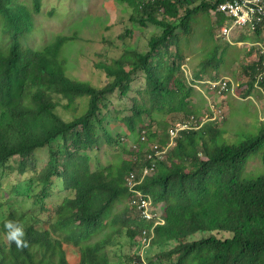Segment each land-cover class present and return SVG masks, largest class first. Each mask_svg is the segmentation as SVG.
<instances>
[{
  "label": "trees",
  "instance_id": "16d2710c",
  "mask_svg": "<svg viewBox=\"0 0 264 264\" xmlns=\"http://www.w3.org/2000/svg\"><path fill=\"white\" fill-rule=\"evenodd\" d=\"M114 1L131 10V25L117 40L130 38L133 44L99 65L104 81L97 86L63 71L58 57L72 36H60L44 50L24 45L43 0H32V8L21 0H0L2 39L7 41L0 44V174L24 177L19 193L38 208L35 213L0 202V264H141V252L124 255L121 240L134 248L140 233L151 235L154 228L153 221L141 218L133 203L139 197L130 189L132 175L146 168L150 173L136 189L165 222L155 227L148 264H264V175L243 178L251 155L263 151L264 164V119L259 117V135L232 146H220L218 140L228 115L173 140L169 134L175 123L198 114L194 85L223 77L221 50L228 42L220 36L222 43L204 55L192 80L185 53L198 16L207 12L218 27L227 22L216 12L221 0ZM255 19L253 39H259L248 53H259L251 68L243 66L247 81L237 86L242 98L264 89V76L258 81L264 54L255 46L264 44V15ZM133 26L142 29L136 40ZM113 123L133 136L136 151L115 166L94 168L91 154L104 141L122 146L121 134L109 129ZM54 179L61 181L65 195L47 207ZM39 184L43 187L36 191ZM123 201L128 205L117 210ZM7 221L22 225L27 248L8 241ZM68 245L78 254H68Z\"/></svg>",
  "mask_w": 264,
  "mask_h": 264
},
{
  "label": "rangeland",
  "instance_id": "374dc122",
  "mask_svg": "<svg viewBox=\"0 0 264 264\" xmlns=\"http://www.w3.org/2000/svg\"><path fill=\"white\" fill-rule=\"evenodd\" d=\"M21 1L27 7L32 8V0ZM130 14L131 10L128 6L119 5L114 0H43L42 12L34 15V22L31 26L32 32L23 43L26 47L44 50L52 45L58 37L72 36L73 39L63 46L58 57L59 62H64L63 71L73 80L85 81L100 86L103 84L104 77L99 65L104 60L119 58L124 51L123 49L133 44L130 38H126L124 41L117 40V36L124 34L125 30L130 27ZM198 17L199 22L193 26V36L195 37H192L189 42V49L185 50L189 63L187 76L190 80H192L193 71L204 55L215 52L216 47H219L220 43H222L217 37L216 17H205L203 15ZM132 28L136 32L134 35L136 40L142 29L137 26ZM241 29L243 28L239 27L232 33L230 42L223 45L221 50L223 56L221 72L232 84H241L247 81L246 76L243 75V65L246 66V62L249 65L253 62V59L257 58L256 53L254 54L255 56L248 53L250 50L248 45H251L254 40L253 33L245 40L240 41L236 36ZM2 37L3 28L0 23V44L7 43L6 39H2ZM105 39L113 43L111 45L106 44ZM252 56L253 59L248 61ZM137 83L139 84L140 82L138 81ZM210 83H212V80L205 79L198 81L194 85L196 88L195 103L198 101L197 107L194 105L198 114L194 116L198 118L192 119L191 122V128L196 129H189L186 132L200 131L206 125L214 122L213 114L208 112V109L220 115L221 119H223L224 115H227L226 110L223 108V105L226 107V104H223L225 97L220 96L217 98L214 87ZM229 87L231 88V85ZM248 99L249 97L241 101L232 99L229 102V115L222 125L223 131L218 137L220 146L238 145L246 137H254L261 133L263 122L259 117L264 119V110L258 115V111L254 108L255 106L251 102L246 103ZM207 115L210 116L208 117ZM109 129L114 135L117 133L121 134L123 137H121L122 146L113 145L110 147L104 141L102 148L91 154L94 168L98 166H115L122 160L131 159L132 154L136 151L137 143L134 142L133 136L129 135L123 125L113 123ZM197 140L201 141L199 134L197 135ZM207 144L209 145V142ZM40 151L42 150H39L38 153ZM262 153L263 151L251 155L243 175L244 179L253 180L264 175ZM46 160L47 157L44 156V163ZM24 182L25 178L16 172L1 173L0 202H10L13 203V207L36 213L38 208L33 205L31 200L22 197L19 193L26 183ZM42 187L43 185L39 184L35 190L39 191ZM46 190L49 192L50 189L47 188ZM64 195L61 193V181L54 179L45 205L48 207L51 204L61 202ZM128 203L129 201H123L118 205L117 210H122ZM109 232L110 230L97 235L91 241V244L102 240ZM121 242L125 246L123 254L130 255L133 251V246L124 239ZM65 251L72 256L78 254V250L71 245H68ZM116 252L120 254L119 251L116 250ZM148 252L149 250H146L144 254H148Z\"/></svg>",
  "mask_w": 264,
  "mask_h": 264
},
{
  "label": "built area",
  "instance_id": "2783aa9c",
  "mask_svg": "<svg viewBox=\"0 0 264 264\" xmlns=\"http://www.w3.org/2000/svg\"><path fill=\"white\" fill-rule=\"evenodd\" d=\"M220 11L224 12L228 17L234 16L236 18V22L234 23V26L224 27L222 29V34L225 37H228L232 31V29L236 25H244L249 22H252L253 16L257 12H263L264 13V0H228L224 4L219 5ZM262 76H259L258 81L260 82ZM213 85L214 90L218 92L219 95H222L225 91L229 89V81L228 79H222L217 82L210 83ZM232 87L234 88V84H232ZM264 92V89H263ZM226 110V108H224ZM208 112L213 113L214 121H220L222 120L220 118V115L215 114L212 110H208ZM222 112V111H220ZM227 113V110H226ZM208 117L210 115H207ZM225 115L223 116V118ZM198 118L196 116H192L189 120L185 122H178L176 123L171 129L170 134L172 135V140L176 137H178L182 132H186L189 129H196L191 128V122L192 119ZM170 147L173 145H169ZM155 150H161L158 149V146H155ZM162 153H157V157H160ZM150 173V170L146 168L143 173H136L133 174L131 177L130 182V189L131 192H134L138 195L139 201H133L134 204L138 206V210L141 213V218L147 219L149 221L154 222V228L151 232V235L148 234L147 230H144L140 233L138 237V241L136 242L132 254L135 255L138 251L141 252L142 257L144 260L141 264H148L146 261L147 254H144L146 250H150L152 243L155 238V227L159 224H164V220L161 219V217L154 211V209H151V200L145 197L141 192H139L136 187L142 183L144 176L148 175ZM149 253V252H148ZM139 260H136L135 264H138Z\"/></svg>",
  "mask_w": 264,
  "mask_h": 264
},
{
  "label": "clouds",
  "instance_id": "9594fccd",
  "mask_svg": "<svg viewBox=\"0 0 264 264\" xmlns=\"http://www.w3.org/2000/svg\"><path fill=\"white\" fill-rule=\"evenodd\" d=\"M227 1H228V0H225V1L221 2V3H219V4L217 5L216 12L223 13V14L227 17V21H228V20H231V24H230L229 26H226L225 24H223V25L220 26V27L217 26V35L220 36L221 39H223L224 41L230 42V38H231L232 33H233L237 28H239V27H240V28H245V27L248 26V27H250V29H251V33H252V29H253L254 26H255L254 22H255L256 15H257L258 13H261V14L264 15V13H263V12H257V13H255L254 16H253V20H252V22H249V23L244 24V25H236V26L232 29L230 35H229L228 37H225V36H223V34H222V29H223L224 27H229V28H231V27L234 26V23L236 22V18H235L234 16H230V17H228L224 12L220 11L219 5H220V4H224V3H226ZM250 46H251V45H248V47H250ZM255 46L259 49V46H258V45H255ZM263 54H264V51H263ZM186 68H187V71H188V69H189L188 65L186 66ZM186 73H187V72H186ZM222 79H226V78H223V77H222L220 80H222ZM220 80H219V81H220ZM212 82H214V81H212ZM215 82H217V81H215ZM230 84H231V88L229 87V89H232V88H233V87H232V83H230ZM229 86H230V85H229ZM237 86H238V84H234V88H233L234 91L237 90ZM229 89H228V90H229ZM228 90H227V91H228ZM227 91H225L222 95H219L218 92L214 90V92H216L217 95H218L219 97H220V96H225V93H226ZM223 108H226V107L223 105ZM208 110H209V109H208ZM226 110H227V108H226ZM227 115H229L228 110H227ZM175 124H176V123H175ZM175 124H174V125H175ZM174 125H173V126H174ZM173 126H172V127H173ZM172 127H171V128H172ZM171 128H170V129H171ZM182 133H183V132H182ZM169 134H170V130H169ZM5 228H6V230H7V239H8L9 242H14L15 245H16V247H17L18 249H20V250H23L24 248H27V247H28V243L23 239L25 233H24V230H23L22 225H20V224L17 223V222L7 221V222H5ZM132 252H133V251H132ZM149 253H150V251H149ZM131 254H132V253H131Z\"/></svg>",
  "mask_w": 264,
  "mask_h": 264
},
{
  "label": "crops",
  "instance_id": "0c3cea01",
  "mask_svg": "<svg viewBox=\"0 0 264 264\" xmlns=\"http://www.w3.org/2000/svg\"><path fill=\"white\" fill-rule=\"evenodd\" d=\"M231 24V20H230V22H229V20L225 23V25L226 26H229ZM248 31V32H247ZM239 33V34H238ZM250 34H252L251 33V29L249 28V27H246V28H243V29H241L240 31H238L237 32V38L239 39V40H241L240 38H246V37H248ZM257 43V42H256ZM252 44H254L253 42H252ZM251 44V45H252ZM258 44V46H259V49L263 52L264 51V44H261V43H257ZM256 44V45H257ZM241 46L242 47H244V45L243 44H241ZM256 53H257V55H258V51H256ZM253 55V54H252ZM251 59H253V56L252 57H250V59L248 60V61H250ZM246 64H248L247 62H246ZM262 75H264V73L263 74H260V76H262ZM223 78H226L225 77V75H223ZM215 94H216V96H217V98L219 97L218 95H217V93L215 92ZM225 98H224V100H223V104H226V108H227V110H228V113H229V111H230V108H229V102L232 100V99H236V100H244V99H246V98H242L241 97V95L238 93V91L237 90H233V88L232 89H229L226 93H225V96H224ZM249 99H250V102L255 106L254 108L258 111V114H260V112H262L263 110H264V94H263V92H261L260 90H256L252 95H250L249 96ZM197 104H198V101L196 102Z\"/></svg>",
  "mask_w": 264,
  "mask_h": 264
},
{
  "label": "bare ground",
  "instance_id": "6f19581e",
  "mask_svg": "<svg viewBox=\"0 0 264 264\" xmlns=\"http://www.w3.org/2000/svg\"><path fill=\"white\" fill-rule=\"evenodd\" d=\"M221 2H222V0H221ZM219 3H220V2H219ZM202 13H204V12H202ZM217 14H219V13H217ZM220 14H221V13H220ZM205 15H206V17L208 16V15H207V12H205ZM224 16H225V15H224ZM210 17H211V16H210ZM225 17H226V16H225ZM216 19H217V18H216ZM255 20H256V19H255ZM218 21H219V20H218ZM220 21H221V20H220ZM225 22H226V21H225ZM229 22H230V20H229ZM215 23H216V22H215ZM217 23H218V22H217ZM218 24H219V23H218ZM223 24H224V23H223ZM223 24H222V25H223ZM245 28H246V27H245ZM216 29H217V28H216ZM247 32H248V31H247ZM254 32H256V31H254ZM253 36H255V34H254ZM256 38H258V37H256ZM256 38H254V39H256ZM258 39H259V38H258ZM233 40H234V39H233ZM250 40H251V39H250ZM260 40H262V38H261ZM260 40H259V41H260ZM257 41H258V40H257ZM253 42H254V41H253ZM251 43H252V42H251ZM257 45H258V44H257ZM263 46H264V45H263ZM244 49H245V48H244ZM246 49H247V48H246ZM250 49H251V48H250ZM255 49H257V48H255ZM255 49H254V50H255ZM260 49H261V48H260ZM252 50H253V49H252ZM257 51H258V50H257ZM258 53H259V52H258ZM253 55H254V54H253ZM254 56H255V55H254ZM254 60H255V59H253V61H254ZM222 63H223V62L221 61L220 64L222 65ZM243 66H245V65H243ZM220 67H221V66H220ZM247 67H248V68H251L250 65H249V66L247 65ZM244 68L246 69V67H244ZM219 69H220V68H219ZM250 71H251V70H250ZM244 72H245V71H244ZM220 73H221V72H220ZM246 73H247V72H246ZM248 73H249V72H248ZM253 74H254V73H253ZM241 76H242V75H241ZM244 76H245V75H244ZM249 77H250V76H249ZM218 78H221V77L219 76ZM244 78H245V77H244ZM229 81H230V80H229ZM256 81H257V80H256ZM256 81H255V83H256ZM230 82H231V81H230ZM260 83H261V82H260ZM230 85H231V84H230ZM238 85H239V84H238ZM246 85H247V83H246ZM254 85H255V84H254ZM242 86H243V85H242ZM247 86H249V85H247ZM250 86H251V85H250ZM260 86H261V84H260ZM245 87H246V86H245ZM245 87H244V88H245ZM251 87H252V86H251ZM244 88H243V89H244ZM255 88H256V87H255ZM239 89H241V88H239ZM249 89H250V88H249ZM260 89H261V88H260ZM241 90H242V89H241ZM246 90H247V89H246ZM250 91H251V90H250ZM253 91H254V90H253ZM242 92H243V91H242ZM248 95H249V93H248ZM218 113H219V112H218ZM212 114H213V113H212ZM222 115H223V114H222ZM225 118H226V117H225ZM222 121H223V120H222ZM218 123H219V122H218ZM119 126H120V125H119ZM152 133H153V132H152ZM159 133H160V132H159ZM146 134H147V133H146ZM141 135H142V134H141ZM152 135H153V134H152ZM163 136H164V133H163ZM170 137L172 138V135H171V134H170ZM165 138L167 139V137H165ZM162 139H163V138H162ZM160 140H161V139H160ZM163 140H164V139H163ZM168 140H169V139H168ZM168 140H167V141H168ZM161 141H162V140H161ZM172 143H173V142H172ZM165 144H166V142H165ZM175 144H176V143H175ZM167 145H168V144H167ZM202 155H203V154H202ZM95 159H96V158H95ZM201 159H202V158H201ZM152 168H153V167H152ZM152 168H151V169H152ZM156 168H157V167H156ZM142 169H144V168H142ZM148 169H149V168H148ZM94 170H95V169H94ZM158 170H159V169H158ZM158 170H157V171H158ZM155 171H156V169H155ZM153 174H154V173H153ZM150 175H151V174H150ZM103 197H104V196H103ZM26 202H27V201H26ZM29 204H30V203H29ZM32 209H33V207H32ZM99 215H100V214H99ZM96 216H97V215H96ZM78 221H79V220H78ZM76 224H77V223H76ZM101 234H102V233H101ZM98 235H99V234H98ZM100 237H101V236H100ZM103 237H104V236H103ZM122 237H123V236H122ZM134 238H135V237H134ZM119 239H121V238L119 237ZM127 239H128V238H127ZM100 252H101V251H100ZM143 260H144V259H143ZM146 260H147V259H146ZM135 261H136V260H135ZM129 262H130V261H129ZM125 263H126V262H125ZM138 263H139V262H138Z\"/></svg>",
  "mask_w": 264,
  "mask_h": 264
}]
</instances>
